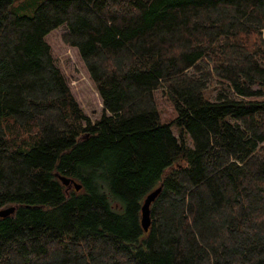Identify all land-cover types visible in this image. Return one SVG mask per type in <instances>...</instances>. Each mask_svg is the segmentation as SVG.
<instances>
[{"label": "trees", "instance_id": "16d2710c", "mask_svg": "<svg viewBox=\"0 0 264 264\" xmlns=\"http://www.w3.org/2000/svg\"><path fill=\"white\" fill-rule=\"evenodd\" d=\"M12 1L0 264H264V0H44L31 16ZM62 25L101 99L95 120L45 40Z\"/></svg>", "mask_w": 264, "mask_h": 264}, {"label": "rangeland", "instance_id": "374dc122", "mask_svg": "<svg viewBox=\"0 0 264 264\" xmlns=\"http://www.w3.org/2000/svg\"><path fill=\"white\" fill-rule=\"evenodd\" d=\"M43 1L13 0L9 9L18 15L31 16ZM66 31L65 25L59 26L50 31L45 40L50 46L55 65L61 70L79 106L90 120H95L101 114L103 105L77 49L63 41L62 36ZM158 110L162 122L168 123L175 116L172 106L164 99L158 100ZM171 129L176 131L174 126Z\"/></svg>", "mask_w": 264, "mask_h": 264}, {"label": "water", "instance_id": "95a60500", "mask_svg": "<svg viewBox=\"0 0 264 264\" xmlns=\"http://www.w3.org/2000/svg\"><path fill=\"white\" fill-rule=\"evenodd\" d=\"M60 179L64 185H67L69 183H74L73 180H71L68 177L60 176ZM74 187L76 190H79L80 185L74 183ZM161 187H157L156 189L149 192L142 203L141 206V225L144 229V231L148 230V227L150 225V204L154 201V199L157 197V195L160 193ZM14 210V207H7L0 210V216L4 217L10 213H12Z\"/></svg>", "mask_w": 264, "mask_h": 264}]
</instances>
